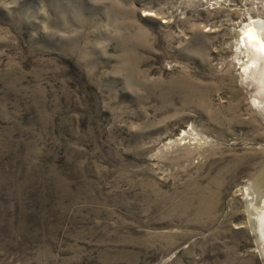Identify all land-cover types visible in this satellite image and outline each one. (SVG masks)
<instances>
[{"label":"rangeland","instance_id":"rangeland-1","mask_svg":"<svg viewBox=\"0 0 264 264\" xmlns=\"http://www.w3.org/2000/svg\"><path fill=\"white\" fill-rule=\"evenodd\" d=\"M254 20L264 0H0V264H264Z\"/></svg>","mask_w":264,"mask_h":264},{"label":"bare ground","instance_id":"bare-ground-1","mask_svg":"<svg viewBox=\"0 0 264 264\" xmlns=\"http://www.w3.org/2000/svg\"><path fill=\"white\" fill-rule=\"evenodd\" d=\"M241 32H242L241 40L239 41L238 49L241 51L243 50V48L244 49H248V48L254 49L256 51V54H258L260 57V60L254 63L257 68L258 65H260L261 63V60L262 59L264 60V23L254 20V22H251V24L242 28ZM250 200H254V199L250 198ZM261 203L263 204L261 208L262 210L258 212L256 208H253L254 213L252 214L255 216L254 218L255 223L256 224L258 223L261 226H264V200H262ZM252 206L253 205L251 204V207Z\"/></svg>","mask_w":264,"mask_h":264}]
</instances>
